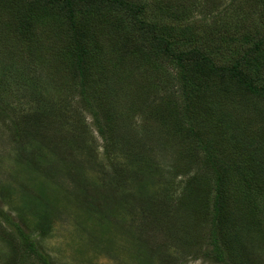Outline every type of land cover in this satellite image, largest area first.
Segmentation results:
<instances>
[{"label":"trees","instance_id":"16d2710c","mask_svg":"<svg viewBox=\"0 0 264 264\" xmlns=\"http://www.w3.org/2000/svg\"><path fill=\"white\" fill-rule=\"evenodd\" d=\"M245 2L247 7L241 3L228 15L226 31L218 40L207 43L192 26L174 24L183 16L172 0H153L152 4L148 0H0V20L11 25L18 37L34 42L45 31L52 43L46 52L60 58L65 72L56 60L57 68L70 79L79 105L91 111L100 135L112 134L118 122L122 128H143L142 124L136 127L132 119L139 114L144 121L145 116L152 129L143 137L165 134L175 141L184 158L211 174L208 192L196 201L198 221L188 235L180 229L184 227L181 222L170 218L176 200L158 196L156 182L112 157L105 144V158L91 146L86 149L87 123L81 122L75 111L71 118L68 105L46 94L52 81L19 74L0 79V86L26 82L30 98L38 103L13 121L18 161L33 174L42 175L46 183L59 171L66 172L78 185L73 193L75 202L84 205L94 226L112 231L129 226L134 232L129 234L132 240L145 248L155 249L143 237L145 229L154 228L172 241L175 238L192 259L264 264V0ZM53 19L63 26H50ZM100 27L120 37L124 55L138 53L152 66L170 64L175 70V91L162 98L145 93L148 100L140 101L126 100L109 85L93 89L91 44L95 28ZM232 51H237V56L224 60V54ZM5 103H0L2 111ZM54 121L64 125L51 139L48 129ZM78 147L85 160L90 156L98 166L100 173L92 182L84 169L85 160L79 159ZM108 167L112 172H107ZM7 189L10 191L9 187L0 189V195L11 206ZM22 197L17 207L22 226L0 206L1 218L13 225L18 235L15 240L14 233L0 224V235L11 247L6 264H56L35 236L50 234L53 205L39 202L37 197ZM108 200L117 202L122 213L115 215ZM29 214L36 218L32 225L28 224ZM17 246L23 249L21 254Z\"/></svg>","mask_w":264,"mask_h":264},{"label":"rangeland","instance_id":"374dc122","mask_svg":"<svg viewBox=\"0 0 264 264\" xmlns=\"http://www.w3.org/2000/svg\"><path fill=\"white\" fill-rule=\"evenodd\" d=\"M172 1L180 7L178 9L183 16L174 24L192 26L200 39L207 43H215L218 40L217 37L226 31L225 22L233 9H238L241 3L244 4L243 7L246 6L245 0ZM148 2L152 4L153 0ZM48 24L56 29H60V25L63 26L60 21L54 19ZM252 28L249 27V29ZM13 30L11 25L0 20V79L19 74L52 81L51 86L45 91L46 94L53 100L61 99L62 105H68L71 118L72 111H75L81 122L87 123L86 149L91 146L98 156L105 158L103 154L105 149L103 144H105L112 157L118 158L120 162L133 168L141 176L156 182L158 196L176 200L177 205L173 206L174 209L171 211L173 216L170 218L181 222L184 227L180 229L188 235L194 223L198 221L195 211V204L198 203L196 201L208 192L212 183L211 174L206 173L205 169L199 170L198 165L190 158H184L178 152L175 141L168 140L165 134L151 133L150 136L147 134L143 137L149 129H152L148 126V122H145L147 120L145 116L144 121H141L142 116L140 117L139 114L132 119L136 127L144 126L143 128L135 130L122 128L118 122L112 134L109 133L105 137L100 135L97 126L94 125L91 111L80 106L75 99L79 95L70 88L71 81L61 68L62 63L58 61L60 58L58 57L57 60L46 52L52 43L45 36V31L41 28L40 31L43 32L39 33L38 38L34 42H29L18 37ZM95 30L96 34L91 44L94 55L93 89L106 88L105 86L109 85V89H115V92L126 100L135 98L140 101L148 100L146 94L152 98L166 97V94L175 91V70L170 64L152 66L153 64L141 58L138 53L125 52L124 55L120 37L105 27H100L98 30L95 28ZM59 51L55 49L56 53ZM237 54V51L226 52L224 60L231 61ZM56 60L58 67L64 72L57 68ZM28 85L26 82L23 84L18 82L0 86V103H3V100L6 102L4 111H2L3 104L0 108V189L9 187L10 191L7 189L6 193L10 194L12 201L11 206L7 205V199L3 198L4 195H0V206L8 211L15 221L20 222L17 207L22 204V195L37 197L40 198L39 202L46 201L53 205L51 210H54L55 215L51 214L50 234L45 237H39V234L35 236L43 251L49 254L56 264H218L210 259L188 257L180 249L175 238L172 241L154 228L143 231V237H147L150 240L149 245L155 248L152 250L132 240L129 234L134 232L132 228H128L129 226L123 228L124 230L118 226L113 231L110 228L104 230L98 225L94 226V220L85 215L84 205L75 202L73 197L76 193H73L78 191V185L66 172L59 171L55 179L48 178L47 181L50 183H46L42 175L33 174L19 162L13 121L38 103L30 98ZM166 88L169 90L167 91ZM238 122L234 114L233 123L237 125ZM59 124L58 121L49 124L48 136L51 135V139L53 136L57 137V132L64 125ZM83 125L79 124L81 128ZM66 129L68 130L67 126ZM44 147L47 151L49 150L48 143H45ZM78 153L79 159L84 161L83 149L78 147ZM84 164L86 175L92 182V179L100 173L98 166L90 156ZM107 172H112L110 167L107 168ZM41 179L44 181H40ZM89 191L95 192L93 189ZM107 205L113 208L115 215L123 211L118 207L117 202L108 200ZM28 218V224L30 222L32 225L36 222V218L31 214ZM0 224L10 234L14 233L15 240H18L17 229L5 222L1 216ZM22 225L24 224L21 223ZM23 228L27 231L26 227ZM0 233H2L1 230ZM110 236L114 240L110 241ZM18 250L19 254L23 251L21 247ZM10 251L11 247L0 235V264H6ZM262 254L264 257V251ZM33 259V257L30 258V260Z\"/></svg>","mask_w":264,"mask_h":264}]
</instances>
